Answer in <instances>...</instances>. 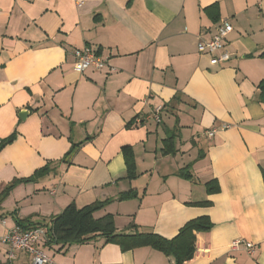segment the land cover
<instances>
[{
	"label": "crops",
	"instance_id": "1",
	"mask_svg": "<svg viewBox=\"0 0 264 264\" xmlns=\"http://www.w3.org/2000/svg\"><path fill=\"white\" fill-rule=\"evenodd\" d=\"M214 4L218 22L206 12ZM222 21L233 26L232 58L216 67L196 43ZM85 47L110 69L76 72L73 52ZM262 53L264 0H0V142L15 134L0 151V194L15 179L53 169L0 205V264H32L27 253L9 260L2 241L21 228L16 219L49 224L71 203L106 200L95 217L113 215L119 234L172 239L208 217L213 228L196 233L185 264H264ZM213 128L221 129L203 136ZM170 133L177 153L163 156ZM124 147L134 153V179ZM186 167L192 180L179 176ZM210 182L219 192H207ZM131 191L137 197L119 200ZM203 201L211 205H195ZM237 239L255 248L231 251ZM41 248L57 264H175L152 248L123 252L100 238Z\"/></svg>",
	"mask_w": 264,
	"mask_h": 264
},
{
	"label": "trees",
	"instance_id": "2",
	"mask_svg": "<svg viewBox=\"0 0 264 264\" xmlns=\"http://www.w3.org/2000/svg\"><path fill=\"white\" fill-rule=\"evenodd\" d=\"M219 4H214L206 8L209 17L217 21L220 18ZM97 53H100L97 52ZM264 58V53L261 55ZM258 89L259 100L264 102V79L260 82ZM130 128V125L128 126ZM178 135L170 133L163 141L161 153L163 156L175 155L177 153L175 141ZM15 139V134L0 142V151ZM123 154L125 157L128 177H136V165L134 153L131 147H124ZM70 155V153H69ZM62 161H65L63 158ZM186 167L181 169L179 176L187 180H192L193 176ZM53 172L51 164L37 170L33 176L24 179H15L9 183L0 194V205L9 196V194L20 184L35 182ZM209 194L219 192V186H213L210 182L206 185ZM137 197L135 191L124 193L119 200H127ZM110 200L98 201L83 208L77 207L75 203L69 204L60 214L52 217L49 224L31 223L30 219H16L18 227L25 230L43 228L46 230L45 245L49 248L59 246L63 248L77 244L85 245L96 239H103L106 244L118 245L123 252L132 251L138 248L149 247L161 252L168 258H172L175 264H185L193 260L197 251L196 233L209 232L213 228V223L208 217H199L189 221L183 226L179 234L172 238L166 239L153 232H139L134 235L119 234L113 215L109 214L102 218H96L95 213L103 210ZM199 206H209L211 202L203 201L196 203ZM129 229L137 230L135 224L129 225Z\"/></svg>",
	"mask_w": 264,
	"mask_h": 264
},
{
	"label": "built area",
	"instance_id": "3",
	"mask_svg": "<svg viewBox=\"0 0 264 264\" xmlns=\"http://www.w3.org/2000/svg\"><path fill=\"white\" fill-rule=\"evenodd\" d=\"M78 5L82 6L84 0H77ZM233 32V26L227 22L222 21L216 25L215 33L210 37L200 34L197 39L196 47L198 53L208 55L211 58V64L216 67H221L232 58V53L227 48L228 36ZM91 47L83 49H75L74 55V69L80 74L92 70L96 72H104L110 69L109 60L97 53ZM162 107L157 108L152 114L157 123L161 122ZM141 122V118L137 119V123ZM224 126L222 129H226ZM221 128H213L203 133L204 137L213 138ZM46 240V230L43 228H36L25 230L16 228L10 231L4 238L3 242L9 246L8 257L12 260L19 253H27L32 258V264H57L41 248V244ZM246 247L252 251L255 246L249 242L241 239L234 240L231 244V251H239L242 247Z\"/></svg>",
	"mask_w": 264,
	"mask_h": 264
},
{
	"label": "water",
	"instance_id": "4",
	"mask_svg": "<svg viewBox=\"0 0 264 264\" xmlns=\"http://www.w3.org/2000/svg\"><path fill=\"white\" fill-rule=\"evenodd\" d=\"M24 114H25V113H21V114H20V117H21L22 119H24V118H23V117H24Z\"/></svg>",
	"mask_w": 264,
	"mask_h": 264
}]
</instances>
